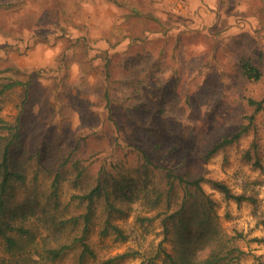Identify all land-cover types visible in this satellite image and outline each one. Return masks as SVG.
Here are the masks:
<instances>
[{
  "label": "rangeland",
  "instance_id": "obj_1",
  "mask_svg": "<svg viewBox=\"0 0 264 264\" xmlns=\"http://www.w3.org/2000/svg\"><path fill=\"white\" fill-rule=\"evenodd\" d=\"M242 58L260 79L243 74ZM8 78L29 87L27 96L21 86L0 95V116L20 131L10 150L24 178L9 183L11 207L33 206L27 217L44 224L40 207L53 210L58 177L56 200L66 206L58 218L78 214L76 195L89 181L110 185L127 175L140 183L147 155L159 165H148L154 184L168 168L203 175L217 221L243 250L230 264H264V0H0V84ZM250 96L263 100L260 110ZM248 120L235 141L203 156ZM75 160L86 167L79 177ZM214 178L255 200L225 197ZM110 199L124 211L109 216L96 198L89 225L96 256L83 264L133 250L113 263L148 264L159 245L170 249L158 218L135 222L146 204L131 207L114 192ZM105 218L128 238L104 233ZM76 256L54 264H79ZM162 258L156 263L166 264Z\"/></svg>",
  "mask_w": 264,
  "mask_h": 264
},
{
  "label": "trees",
  "instance_id": "obj_2",
  "mask_svg": "<svg viewBox=\"0 0 264 264\" xmlns=\"http://www.w3.org/2000/svg\"><path fill=\"white\" fill-rule=\"evenodd\" d=\"M240 67L248 79L255 81L262 76L259 68L249 59H240ZM16 86L24 88V96L29 95L27 83L16 78L4 79L1 82L0 95ZM108 101L109 99L107 103ZM247 103L253 105V111L256 112L262 108L263 100L250 96L247 98ZM249 124L248 120L230 134H222L218 140L211 143L203 156L209 158L217 149L235 141L248 129ZM0 129V264H54L73 250L77 251L76 258L79 264H83L85 257H95L96 252L89 239L94 201L102 195L109 216L113 211H124L120 207L115 210V202L110 199L112 192L118 198L129 202L128 205L131 207L136 205L137 200L139 205L148 206L143 212L136 211L135 222L138 225L148 224L153 218H158L163 226V238L170 241V249L159 245L160 249L149 256L148 264H157L155 258L160 252L166 264H230L243 251L234 237L228 235L217 221V214L214 212L215 203L201 184L204 176L189 177L184 172L176 173L172 168H168L166 171H161L160 184H154L150 181L148 165H159L153 163L147 155L143 158L140 183L135 184L136 180L127 175L115 178L110 185L105 179L100 180V178L92 183L89 181L86 189L76 195L80 203H83L84 209L78 214L71 213L67 217L58 218L60 211L66 206L60 207L56 200L58 181L56 177L52 191L54 203L49 205L53 210L46 211L45 206L40 207L39 218L44 220L42 225L35 223V220H29L28 214L36 209L33 206L21 207V203L11 207L6 196L12 178L16 177L20 180L24 178L15 163V154L10 150L13 144H17L20 131L17 124H12L2 116H0ZM140 150L145 152L144 149ZM79 163L80 160H75L78 177L86 172V167ZM208 181L221 190L227 198L236 201L255 200L252 194L231 191L222 180L214 178ZM146 184H150V187ZM177 188L181 189L182 193L179 200L174 201L173 195H176ZM142 195L143 200L140 199ZM151 210L154 211L149 213ZM102 231L114 233L117 238H128L124 228L112 222L111 218H105ZM138 253L137 250L116 253L102 258L99 264H114L116 259Z\"/></svg>",
  "mask_w": 264,
  "mask_h": 264
}]
</instances>
